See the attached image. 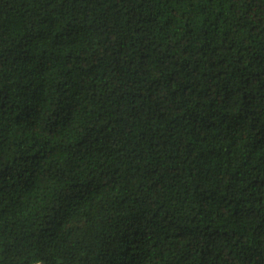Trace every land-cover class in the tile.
Masks as SVG:
<instances>
[{"label": "trees", "instance_id": "obj_1", "mask_svg": "<svg viewBox=\"0 0 264 264\" xmlns=\"http://www.w3.org/2000/svg\"><path fill=\"white\" fill-rule=\"evenodd\" d=\"M0 264H264V0H0Z\"/></svg>", "mask_w": 264, "mask_h": 264}]
</instances>
